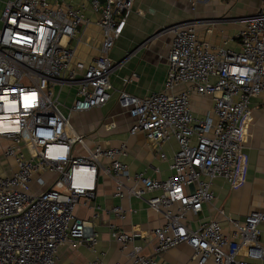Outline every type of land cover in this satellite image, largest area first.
<instances>
[{
    "label": "built area",
    "instance_id": "obj_1",
    "mask_svg": "<svg viewBox=\"0 0 264 264\" xmlns=\"http://www.w3.org/2000/svg\"><path fill=\"white\" fill-rule=\"evenodd\" d=\"M185 1L196 9L210 0ZM134 2L85 0L75 7L62 0L4 1L0 159L9 164L0 170V264H57L66 244L96 253L94 220L77 216L76 209L94 198L101 175L115 180L117 196H138L164 215V223L153 232L155 255L188 244L198 264H264V208L242 219L226 215V225L198 217L216 199L217 178L232 187L242 178L245 124L252 98L264 93V0L243 18L237 48L213 46L192 20L165 28L173 39L164 88L145 97L118 92L117 104L133 118L131 133L144 132L162 160H168L164 145L177 141L172 174L166 179L131 174L121 159L129 151L125 142L90 147L71 121L73 112L112 100L111 75L117 63L109 53ZM85 6L99 15L103 35L100 54L90 62L78 59L72 46L88 22ZM180 85L187 89L175 93ZM193 94L213 98L206 116L192 109ZM148 192L157 194L146 198ZM112 210L124 217L123 206ZM139 235L113 231L128 263L157 264L155 255L130 248Z\"/></svg>",
    "mask_w": 264,
    "mask_h": 264
},
{
    "label": "crops",
    "instance_id": "obj_2",
    "mask_svg": "<svg viewBox=\"0 0 264 264\" xmlns=\"http://www.w3.org/2000/svg\"><path fill=\"white\" fill-rule=\"evenodd\" d=\"M84 1L62 0L75 7H82ZM176 1L135 0L124 30L109 53L117 63L111 75L112 100L102 107L71 114L75 129L85 137L90 147L96 143L115 147L125 142L129 151L121 159L128 164L131 174L144 172L153 178H168L172 174V157L179 149L177 141L171 140L163 147L168 160H162L159 149L144 132L131 133L133 118L117 104L120 90L145 97L164 88L173 33L163 29L189 19L195 23L200 36L213 46L237 48L243 18L254 13L260 5V0H210L209 4L199 7L193 18L186 16L182 4ZM84 16L88 22L80 28L72 46L78 59L90 62L100 54L103 35L98 24L99 15L91 7L85 6ZM208 29L212 32L208 33ZM186 89V85H180L174 91L181 93ZM191 105L196 115L204 117L212 110L214 100L211 96L193 94ZM251 107L245 124L242 178L235 187L221 178L214 181L216 199L213 204L204 205L198 216L202 220L215 218L226 225V215L242 219L250 211L264 208V93L252 98ZM154 168H159L160 172ZM5 169V163H0V170ZM115 189V180L101 175L94 198L87 205L80 202L76 209L77 216L94 220L99 234L97 252H91L86 246L73 248L66 244L60 248L57 264H130L127 251L122 250L113 236L115 229L137 232L140 235L136 236L130 248L145 256L155 255L157 241L153 232L164 223V215L151 209L146 200L138 196H117ZM156 194L148 192L145 197ZM115 206H123V218L113 212ZM96 211L98 216L93 217ZM192 256L193 249L188 244H180L155 255V258L157 264H198ZM208 264L215 263L211 261Z\"/></svg>",
    "mask_w": 264,
    "mask_h": 264
},
{
    "label": "rangeland",
    "instance_id": "obj_3",
    "mask_svg": "<svg viewBox=\"0 0 264 264\" xmlns=\"http://www.w3.org/2000/svg\"><path fill=\"white\" fill-rule=\"evenodd\" d=\"M4 1L5 0H0V16H1V13H2V10H3V7H4ZM85 2V1H84ZM177 3H180L179 5H181L183 8H184V10L187 12V14H186V16L188 15V16H191V17H193L194 18V14L195 13H197V11L199 10V7L202 5V4H205V3H208L209 4V2H203V3H200L197 7H196V9H193L192 8V6H190L187 2H185V1H183V0H178V1H176ZM76 7H78V6H76ZM89 7V6H88ZM90 8V7H89ZM198 16V15H197ZM189 20V19H188ZM165 29V28H164ZM163 29V30H164ZM72 100V99H71ZM64 112H66L67 113V110L66 109H64ZM81 135V134H80ZM83 136V135H82ZM0 163H5V165H8L9 164V162L8 161H5V160H3V159H0ZM35 187H37V186H35Z\"/></svg>",
    "mask_w": 264,
    "mask_h": 264
}]
</instances>
